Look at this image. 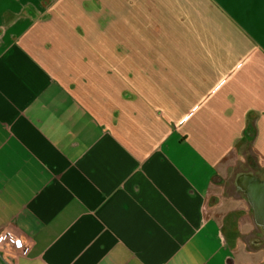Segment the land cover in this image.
I'll return each mask as SVG.
<instances>
[{"label":"crops","instance_id":"1","mask_svg":"<svg viewBox=\"0 0 264 264\" xmlns=\"http://www.w3.org/2000/svg\"><path fill=\"white\" fill-rule=\"evenodd\" d=\"M252 112L264 0H0V264H264Z\"/></svg>","mask_w":264,"mask_h":264},{"label":"flooded vegetation","instance_id":"2","mask_svg":"<svg viewBox=\"0 0 264 264\" xmlns=\"http://www.w3.org/2000/svg\"><path fill=\"white\" fill-rule=\"evenodd\" d=\"M247 156V155H246ZM259 161V160H258ZM258 161H256L254 163L253 160H249L247 158V160H245V162H247V168L246 170H238L235 175H234V182H235V186H236V192H241L242 193V184L244 185V183H246V185H248V178H250V175H256L258 176L260 179H264V166L261 167L258 163ZM241 184V185H240ZM244 195V193H242ZM246 196V195H245ZM247 198V196L245 197ZM248 199V198H247ZM251 211L254 214L255 217V230L257 231L258 235H255L254 233H252L250 235V240H251V245L252 246H263L264 247V224L258 223L257 219H256V214L254 209L251 207Z\"/></svg>","mask_w":264,"mask_h":264},{"label":"water","instance_id":"3","mask_svg":"<svg viewBox=\"0 0 264 264\" xmlns=\"http://www.w3.org/2000/svg\"><path fill=\"white\" fill-rule=\"evenodd\" d=\"M248 185L244 183L242 192L247 196L251 207L254 209L258 223L264 224V179L250 175Z\"/></svg>","mask_w":264,"mask_h":264},{"label":"rangeland","instance_id":"4","mask_svg":"<svg viewBox=\"0 0 264 264\" xmlns=\"http://www.w3.org/2000/svg\"><path fill=\"white\" fill-rule=\"evenodd\" d=\"M245 146H246V149H245ZM241 153H242V155H247V158L249 160H253L254 163L259 160L257 158V156L254 153H252L250 145H244L241 148ZM246 168H247V162L241 161L238 164V166L236 167V169L231 172L232 173L231 176L227 179L228 180L227 191H228V193H230V195H234V193H237L236 192V186L234 184V175H235V173L238 170H246ZM250 215H251L250 216L251 224H253L254 221H255V217H254V214H253V212L251 210H250ZM254 232H255L254 233L255 235H258L256 230Z\"/></svg>","mask_w":264,"mask_h":264},{"label":"built area","instance_id":"5","mask_svg":"<svg viewBox=\"0 0 264 264\" xmlns=\"http://www.w3.org/2000/svg\"><path fill=\"white\" fill-rule=\"evenodd\" d=\"M197 111H198V108L195 109L193 113H196ZM188 117L189 116L184 117L183 120L185 121L186 119H188ZM6 240H11V242L14 245V248L17 250V255L19 256L26 255V250L23 247L22 239L20 235L18 234V232L6 230L4 234L0 235V246L4 245Z\"/></svg>","mask_w":264,"mask_h":264},{"label":"trees","instance_id":"6","mask_svg":"<svg viewBox=\"0 0 264 264\" xmlns=\"http://www.w3.org/2000/svg\"><path fill=\"white\" fill-rule=\"evenodd\" d=\"M258 114L256 112H252L249 115V124L246 130V142L250 145L257 136V127H256V120H257ZM254 153L257 155L258 153L256 150H254Z\"/></svg>","mask_w":264,"mask_h":264},{"label":"snow or ice","instance_id":"7","mask_svg":"<svg viewBox=\"0 0 264 264\" xmlns=\"http://www.w3.org/2000/svg\"><path fill=\"white\" fill-rule=\"evenodd\" d=\"M19 243V242H18Z\"/></svg>","mask_w":264,"mask_h":264}]
</instances>
